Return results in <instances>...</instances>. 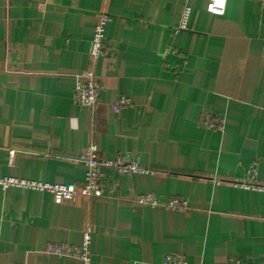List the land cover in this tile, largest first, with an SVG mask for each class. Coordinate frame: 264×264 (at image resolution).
<instances>
[{"label":"crops","instance_id":"1","mask_svg":"<svg viewBox=\"0 0 264 264\" xmlns=\"http://www.w3.org/2000/svg\"><path fill=\"white\" fill-rule=\"evenodd\" d=\"M208 2L0 0V179L81 185L91 144L150 171L104 169L113 194L60 204L0 186V264H81L45 248L85 233L89 264H264V192L233 184L253 166L264 185V0H227L223 16ZM101 14L108 55L91 61ZM87 69L102 86L93 109L73 102ZM147 194L155 206L136 202Z\"/></svg>","mask_w":264,"mask_h":264},{"label":"built area","instance_id":"2","mask_svg":"<svg viewBox=\"0 0 264 264\" xmlns=\"http://www.w3.org/2000/svg\"><path fill=\"white\" fill-rule=\"evenodd\" d=\"M227 0H209L206 11L214 16H223L226 8ZM188 10H186L187 13ZM109 21L106 14H101L94 27L88 56L91 61H97L99 58L108 55L104 44V28ZM264 57V47L262 51ZM102 86L90 69L83 70L75 76V86L73 90L74 104L88 109H93L100 98ZM127 97H120L115 104L111 106V111L116 112L129 105ZM203 125L213 128L211 116H204ZM78 160L86 166L84 181L81 185L76 184H47L42 182H26L18 181L13 178L5 180L0 179V186L6 188L8 186H16L22 188H31L37 191L47 192L52 196L55 203L74 202L77 197L82 198H99L109 196L116 190V183L106 184L103 170L108 169L117 172L119 175H135L148 174L149 170L142 168L137 162L128 156H117L112 160H104L97 156V148L93 144L87 146L78 156ZM252 166L246 178L241 181H235L233 184L245 190H258L264 192V185L255 182ZM138 204L155 206L158 202L151 194L139 196L136 200ZM185 202L173 198L166 202V207L171 210H179L184 208ZM89 234L85 233L80 246H68L65 244L50 243L46 246L45 252L57 257L72 258L81 264H89L90 254L88 250ZM162 264H187L180 256L166 255ZM228 264H243L239 260L230 258Z\"/></svg>","mask_w":264,"mask_h":264}]
</instances>
